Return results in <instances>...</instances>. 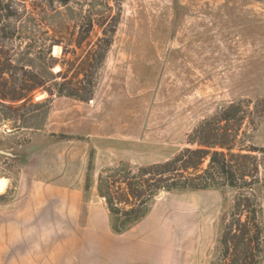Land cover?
<instances>
[{
  "label": "rangeland",
  "instance_id": "374dc122",
  "mask_svg": "<svg viewBox=\"0 0 264 264\" xmlns=\"http://www.w3.org/2000/svg\"><path fill=\"white\" fill-rule=\"evenodd\" d=\"M179 154L215 184L160 189L115 233L98 185L126 210L132 173ZM0 178V264L88 259L86 217L142 264H224L226 226L256 246L253 214L264 264V0H0Z\"/></svg>",
  "mask_w": 264,
  "mask_h": 264
},
{
  "label": "trees",
  "instance_id": "16d2710c",
  "mask_svg": "<svg viewBox=\"0 0 264 264\" xmlns=\"http://www.w3.org/2000/svg\"><path fill=\"white\" fill-rule=\"evenodd\" d=\"M191 154L196 153L191 152ZM181 160L182 159L179 154L163 164L151 165L149 167L140 169L137 174L132 173L130 180L139 178L138 180L134 181V183H130L132 196H134L136 202L126 210H122L116 206L113 202V196L111 193L108 190L103 189L101 184L98 185V194L104 197L106 200L108 210L112 217L111 228L115 233L124 232L128 227H130L131 224L142 219L149 211L148 202L160 189L169 191L173 189L207 188L215 184L210 182V180L214 181L213 174L210 171L211 168L217 169V172L227 174V180L230 182V184H233L232 179L234 178V175L229 174L228 168H226L224 162V157L216 151L211 154L210 169L208 168L202 174L191 177L185 178L182 175H178L179 167L185 162L183 161L179 164ZM146 174L149 176L144 177ZM178 176H180V179H178ZM88 188V185H85L84 191L88 190ZM237 202L238 203H236L234 207L240 206L241 202ZM252 220L255 228L254 236L256 246L252 245V240L249 241L248 239H245L243 235L241 237L235 235L231 236V226H226V229L224 230L220 240L221 247L224 250V255L227 258V262L224 264H247L250 260H248V258L252 256L254 248H256L257 253H253L254 256L251 259L253 260L254 258H259V253L261 252L259 249L260 230L258 228L259 225L256 223L257 220L255 219L254 214ZM247 225L248 223L243 222L241 226L246 227ZM254 262L255 260L253 261V264ZM256 264H258V261Z\"/></svg>",
  "mask_w": 264,
  "mask_h": 264
},
{
  "label": "crops",
  "instance_id": "0c3cea01",
  "mask_svg": "<svg viewBox=\"0 0 264 264\" xmlns=\"http://www.w3.org/2000/svg\"><path fill=\"white\" fill-rule=\"evenodd\" d=\"M74 196L69 198L67 200V203L65 205L66 210L71 207H75L78 210L82 207L83 203L81 201L82 199V192L74 191ZM67 193V198H68ZM62 195V194H61ZM64 196V195H62ZM70 201V202H69ZM69 202V203H68ZM64 207V208H65ZM78 226L83 228H88L89 233L88 235H84L81 237V243L84 245H88L89 248L94 251L93 253L89 254L88 259L86 257H83L79 260L78 264H142L139 259H141L139 256V252L136 253L137 248L141 244V240L139 241L131 231L128 232V239L127 243L123 244V239L121 240H114L109 235H106L107 226L105 223L103 224L102 221L98 222V220H92L89 217H86V219H78ZM104 232L105 235L102 233ZM86 233V232H85ZM90 234V235H89ZM148 241H144L142 243V246L144 248L149 249L154 247L153 245V233L151 235L145 236ZM132 240V241H131ZM121 249V252H118V255L116 258H113L112 256V250L113 248ZM123 250V251H122ZM124 253V254H123ZM138 254V256H137ZM148 262L145 264H154V257L153 254H147ZM115 259V260H114ZM144 259V258H142ZM81 261V262H80Z\"/></svg>",
  "mask_w": 264,
  "mask_h": 264
},
{
  "label": "bare ground",
  "instance_id": "6f19581e",
  "mask_svg": "<svg viewBox=\"0 0 264 264\" xmlns=\"http://www.w3.org/2000/svg\"><path fill=\"white\" fill-rule=\"evenodd\" d=\"M6 184V181L0 178V186H4Z\"/></svg>",
  "mask_w": 264,
  "mask_h": 264
}]
</instances>
